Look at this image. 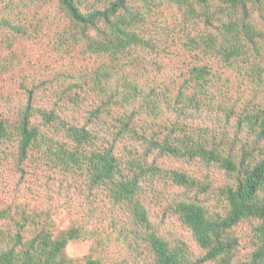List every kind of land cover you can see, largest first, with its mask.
Returning a JSON list of instances; mask_svg holds the SVG:
<instances>
[{"label": "trees", "instance_id": "obj_1", "mask_svg": "<svg viewBox=\"0 0 264 264\" xmlns=\"http://www.w3.org/2000/svg\"><path fill=\"white\" fill-rule=\"evenodd\" d=\"M0 77V160L56 185L0 206V264H264V0H0Z\"/></svg>", "mask_w": 264, "mask_h": 264}, {"label": "rangeland", "instance_id": "obj_2", "mask_svg": "<svg viewBox=\"0 0 264 264\" xmlns=\"http://www.w3.org/2000/svg\"><path fill=\"white\" fill-rule=\"evenodd\" d=\"M43 12H46V8H43ZM47 39V36L43 35L41 41L33 40L32 38L15 40L14 48L17 49V58H20V67L17 65L18 67L14 69V73L16 71L20 72L17 73V75L24 73H40V77H45L47 73L52 70L53 64H55V68L60 66V63L57 61L55 62L54 57L52 56L55 53L51 50V44H44L47 42ZM2 54H4V52H2ZM72 59L77 61V57H75V55H73V57L67 56L64 61L66 63H70ZM45 63H47L46 66ZM69 68L74 69V64L72 62L69 65ZM17 75L12 73L10 76ZM16 90L17 84H15L14 80L0 77L1 95L12 96L11 100H13ZM4 102L5 100H0V112L9 108V106L12 107L14 104V101H12L10 105L8 104V106L4 108V105L2 106ZM10 165V162L8 163L0 160V206L9 203L16 198L22 202H29L31 209H39L43 207L47 203V197L45 196L46 190L56 187V185L53 183L52 185L50 184V186L44 185L42 177L32 180L28 175H24L23 179H19V174L10 168ZM65 199L66 198L55 200V202L59 205L58 209L53 213L51 219V231L54 236L68 229L72 225L74 218L83 214L80 211L74 213V209H72V211L67 209L63 205ZM79 201H81V199L77 200V202ZM68 202H70V200H68ZM73 203H75V201ZM90 246L91 241L86 237L70 240L65 248L66 256L69 259L80 261L82 256L88 252Z\"/></svg>", "mask_w": 264, "mask_h": 264}]
</instances>
